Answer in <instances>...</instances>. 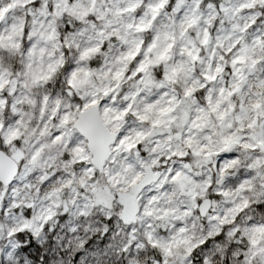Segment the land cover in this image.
Returning <instances> with one entry per match:
<instances>
[{"label":"clouds","instance_id":"9594fccd","mask_svg":"<svg viewBox=\"0 0 264 264\" xmlns=\"http://www.w3.org/2000/svg\"><path fill=\"white\" fill-rule=\"evenodd\" d=\"M0 264H264V0H0Z\"/></svg>","mask_w":264,"mask_h":264}]
</instances>
